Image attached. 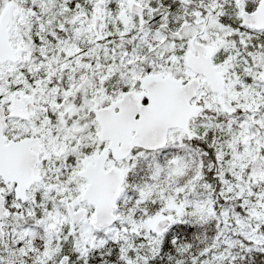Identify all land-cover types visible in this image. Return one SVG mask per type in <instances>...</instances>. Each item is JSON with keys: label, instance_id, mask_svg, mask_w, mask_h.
I'll use <instances>...</instances> for the list:
<instances>
[{"label": "snow or ice", "instance_id": "1", "mask_svg": "<svg viewBox=\"0 0 264 264\" xmlns=\"http://www.w3.org/2000/svg\"><path fill=\"white\" fill-rule=\"evenodd\" d=\"M0 264H264V0H0Z\"/></svg>", "mask_w": 264, "mask_h": 264}]
</instances>
